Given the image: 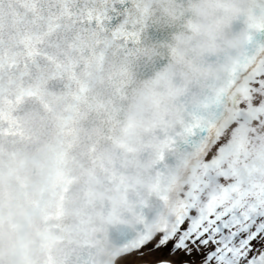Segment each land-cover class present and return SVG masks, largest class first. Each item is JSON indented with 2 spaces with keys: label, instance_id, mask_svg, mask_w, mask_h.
Segmentation results:
<instances>
[{
  "label": "snow or ice",
  "instance_id": "1",
  "mask_svg": "<svg viewBox=\"0 0 264 264\" xmlns=\"http://www.w3.org/2000/svg\"><path fill=\"white\" fill-rule=\"evenodd\" d=\"M0 264H264V0H0Z\"/></svg>",
  "mask_w": 264,
  "mask_h": 264
}]
</instances>
